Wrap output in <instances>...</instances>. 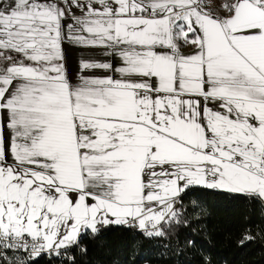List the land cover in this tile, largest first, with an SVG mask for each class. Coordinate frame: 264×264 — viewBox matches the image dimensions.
I'll return each mask as SVG.
<instances>
[{
	"label": "snow or ice",
	"instance_id": "6c2138e0",
	"mask_svg": "<svg viewBox=\"0 0 264 264\" xmlns=\"http://www.w3.org/2000/svg\"><path fill=\"white\" fill-rule=\"evenodd\" d=\"M193 189L264 214V0H0V264H185Z\"/></svg>",
	"mask_w": 264,
	"mask_h": 264
},
{
	"label": "trees",
	"instance_id": "16d2710c",
	"mask_svg": "<svg viewBox=\"0 0 264 264\" xmlns=\"http://www.w3.org/2000/svg\"><path fill=\"white\" fill-rule=\"evenodd\" d=\"M190 201H197L202 211L194 214L198 219L191 229L179 232L181 241L190 237L196 240L195 249L186 251L185 264H204V257L210 264H264V240L257 236L264 235V214L258 205L208 195L202 189L188 193L185 205ZM246 232L257 239L241 246ZM104 243L105 247L90 245L86 257L89 264H149V258L156 264L159 254L150 242L125 230L107 233Z\"/></svg>",
	"mask_w": 264,
	"mask_h": 264
}]
</instances>
